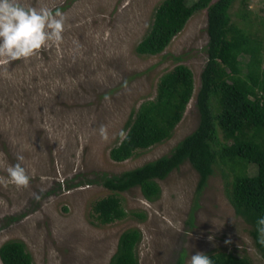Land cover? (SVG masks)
<instances>
[{"label": "rangeland", "instance_id": "obj_1", "mask_svg": "<svg viewBox=\"0 0 264 264\" xmlns=\"http://www.w3.org/2000/svg\"><path fill=\"white\" fill-rule=\"evenodd\" d=\"M161 1L22 0L26 6H58L66 17L61 43L0 65V245L24 241L33 264H108L119 235L132 227L141 232L140 264H189L196 251H226L264 264L250 225L229 200L233 172L220 159L198 194V173L185 161L159 180L155 200L144 198L139 187L118 192L125 217L101 223L92 212L97 199L113 192L89 180L168 154L199 122L207 9L194 12L161 52L139 54L135 47ZM246 2L264 39V0ZM242 8L243 0L231 8L240 25ZM177 64L191 69L194 90L171 136L126 160H112L109 150L132 110L156 95L161 75ZM101 124L107 125V140L99 136ZM219 137L223 141L221 130ZM17 154L31 177L27 187L8 182L5 169ZM247 172L256 174V165Z\"/></svg>", "mask_w": 264, "mask_h": 264}, {"label": "trees", "instance_id": "obj_2", "mask_svg": "<svg viewBox=\"0 0 264 264\" xmlns=\"http://www.w3.org/2000/svg\"><path fill=\"white\" fill-rule=\"evenodd\" d=\"M235 1L195 0L188 4L187 0H162L156 6L149 29L135 47L139 54L161 52L194 12L207 9V61L196 93L199 122L168 154L117 174L102 173L89 180L113 192L91 206L101 223L127 215L118 192L139 187L144 198L155 200L161 191L159 180L185 161L198 173V194L220 159L233 172L229 200L235 213L250 225L254 244L264 256V245L257 242L255 226L256 217L264 214V39L253 28L246 0L238 12L245 23L240 25L232 20L231 8ZM193 90V73L187 65L177 64L163 73L156 95L142 101L130 113L123 128L128 139L123 143L119 140L110 148V158L126 160L138 150L169 138ZM251 163L257 167L254 175L247 172ZM140 239L141 232L136 227L122 231L108 264H140L136 251ZM208 255L213 264L249 262L247 256L226 251ZM0 262L33 264V259L24 241L8 239L0 245Z\"/></svg>", "mask_w": 264, "mask_h": 264}, {"label": "clouds", "instance_id": "obj_3", "mask_svg": "<svg viewBox=\"0 0 264 264\" xmlns=\"http://www.w3.org/2000/svg\"><path fill=\"white\" fill-rule=\"evenodd\" d=\"M65 19V14L56 7L26 6L22 0H0V65L28 59L42 48L61 43ZM98 133L102 140L109 138L105 124L99 126ZM119 137L123 143L128 139L127 132L121 129ZM23 160L24 156L17 154L16 162L5 169L8 182L17 187H27L31 178L22 164ZM35 198L39 199L40 194L36 193ZM255 226L257 242L264 245V214L256 217ZM225 243H230V240L225 239ZM189 264H213V260L206 252L196 251L191 254Z\"/></svg>", "mask_w": 264, "mask_h": 264}]
</instances>
